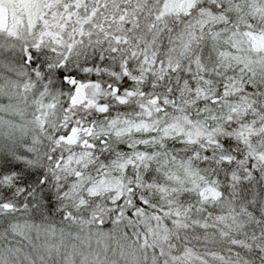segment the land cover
Returning a JSON list of instances; mask_svg holds the SVG:
<instances>
[{
  "label": "clouds",
  "instance_id": "9594fccd",
  "mask_svg": "<svg viewBox=\"0 0 264 264\" xmlns=\"http://www.w3.org/2000/svg\"><path fill=\"white\" fill-rule=\"evenodd\" d=\"M0 264H264V0H0Z\"/></svg>",
  "mask_w": 264,
  "mask_h": 264
}]
</instances>
